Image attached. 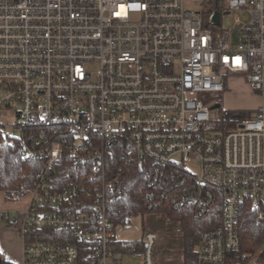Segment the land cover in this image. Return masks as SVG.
<instances>
[{
	"label": "built area",
	"instance_id": "obj_1",
	"mask_svg": "<svg viewBox=\"0 0 264 264\" xmlns=\"http://www.w3.org/2000/svg\"><path fill=\"white\" fill-rule=\"evenodd\" d=\"M233 77L259 96L252 113L218 102ZM0 107L5 138L42 162L6 217L21 264H124L115 157L141 164L148 212L215 215L198 263L238 248L240 201L264 218V0H0ZM157 240L143 233L140 264Z\"/></svg>",
	"mask_w": 264,
	"mask_h": 264
},
{
	"label": "trees",
	"instance_id": "obj_2",
	"mask_svg": "<svg viewBox=\"0 0 264 264\" xmlns=\"http://www.w3.org/2000/svg\"><path fill=\"white\" fill-rule=\"evenodd\" d=\"M231 124L228 122L227 126ZM222 125L223 123H220V126ZM115 162L124 172L120 182V193L115 192L109 196L108 215L115 226H126L131 217L148 212L145 178L140 163L133 161L130 165H126L119 157H115ZM41 168L40 160L23 158L19 144L14 140L6 139L0 129V191L3 192L6 200L17 201L28 195ZM162 210L169 221H177L180 225L184 241V264H202L195 258L199 239L196 229L212 225L213 222L210 221L215 215L210 213L201 219H195L189 209L175 211L166 205ZM238 214L239 246L228 252L222 262L216 264H264V218L257 217V210L252 209L246 200L240 201ZM140 246L141 240H123L119 242L118 249L127 251ZM2 262L4 259L0 254V264Z\"/></svg>",
	"mask_w": 264,
	"mask_h": 264
},
{
	"label": "rangeland",
	"instance_id": "obj_3",
	"mask_svg": "<svg viewBox=\"0 0 264 264\" xmlns=\"http://www.w3.org/2000/svg\"><path fill=\"white\" fill-rule=\"evenodd\" d=\"M192 9H198L199 7L190 3L187 5ZM249 19V13L245 14ZM228 15L224 17V25L229 27ZM234 79V78H233ZM231 80L229 82V90L224 92L221 97L218 99V102L221 104L222 108L229 109L231 111L238 112H249L252 113L254 109V104L257 101V94L247 91L244 83L240 79ZM236 79V78H235ZM13 114L11 110H6L3 107H0V123H7L12 121ZM192 171L198 172L197 164L190 166ZM264 196V195H263ZM29 196H24L17 201H8L6 202H17V207L19 209H25L29 202ZM156 214V212H146L144 215H137L130 219V222L126 226H118L116 229V236L118 239L122 240H139L143 234V226H149L151 229H156L157 227L152 226L153 218H148L146 214ZM147 217V218H146ZM150 217V216H149ZM152 221V222H151ZM155 222V221H154ZM175 223V222H171ZM177 228V224L173 225ZM153 231V230H152ZM168 231V235L162 237L160 243L156 246L155 260L158 261L160 258V264H184L183 262V249L184 241L180 231ZM164 234V235H165ZM124 264H139L140 256L135 255L134 253H122L121 254Z\"/></svg>",
	"mask_w": 264,
	"mask_h": 264
},
{
	"label": "crops",
	"instance_id": "obj_4",
	"mask_svg": "<svg viewBox=\"0 0 264 264\" xmlns=\"http://www.w3.org/2000/svg\"><path fill=\"white\" fill-rule=\"evenodd\" d=\"M233 78H232L233 80H238V81L240 80V78H237V77H233ZM242 82L244 83V86L247 88L246 90L249 92H252L250 90L249 86L244 81H242ZM228 90H229V85L226 86L225 92H227ZM256 98H257V101L254 104V107H256L259 103V96L257 95ZM26 196H28V195H26ZM24 207H26V206H24ZM22 210H23V208L19 209L17 207V202H6V199L4 197L3 192L0 191V254L4 259V262H2L1 264H21V262H22V239L20 238L19 233H18L15 225H11L6 219L7 216H10L12 214L17 215ZM145 216H147L148 218H153L155 222L151 221L152 226L157 227V228L151 229L148 225L143 226V233L147 230H153V231L157 232L158 240H157L156 246L160 243V241L162 240V237L168 235V233L165 234L168 231L178 230L182 234V231L180 230L179 223L177 221H169L167 216H166V213H158V212H156V214H154V213L148 214L147 213ZM171 222H175V223H171ZM175 224H177V228L173 226ZM142 236H143V234H142ZM182 237H183V234H182ZM141 239H142V237L139 240H141ZM120 241H123V240L119 239V242ZM140 248H141V246L137 249H134V250L121 251L118 249V251H119L120 255L122 253H125V252L126 253H134L135 255H138ZM182 254H183V252H182ZM183 262H184V260H183ZM139 264H140V262H139ZM156 264H160V258L158 259V261H156Z\"/></svg>",
	"mask_w": 264,
	"mask_h": 264
},
{
	"label": "water",
	"instance_id": "obj_5",
	"mask_svg": "<svg viewBox=\"0 0 264 264\" xmlns=\"http://www.w3.org/2000/svg\"><path fill=\"white\" fill-rule=\"evenodd\" d=\"M216 107H218V104H216V105H213L211 108H216Z\"/></svg>",
	"mask_w": 264,
	"mask_h": 264
}]
</instances>
